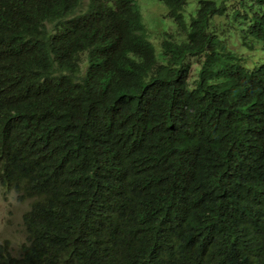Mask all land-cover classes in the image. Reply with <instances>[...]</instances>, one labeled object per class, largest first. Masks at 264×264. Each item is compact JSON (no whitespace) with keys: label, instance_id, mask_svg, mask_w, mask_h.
Returning <instances> with one entry per match:
<instances>
[{"label":"trees","instance_id":"1","mask_svg":"<svg viewBox=\"0 0 264 264\" xmlns=\"http://www.w3.org/2000/svg\"><path fill=\"white\" fill-rule=\"evenodd\" d=\"M34 1L0 0V264H264V0H156L157 47L137 0Z\"/></svg>","mask_w":264,"mask_h":264},{"label":"rangeland","instance_id":"2","mask_svg":"<svg viewBox=\"0 0 264 264\" xmlns=\"http://www.w3.org/2000/svg\"><path fill=\"white\" fill-rule=\"evenodd\" d=\"M197 0H189L187 5L184 7V16L187 18L192 15L195 10ZM217 5L224 3L229 8L226 10L228 15L233 12H246L247 8L241 6L238 9V0L234 5L233 0H214ZM140 13L142 15V22L147 28V37L157 47L159 43V33L170 31L174 29L173 23L166 17L167 10L162 3L156 0H137L136 2ZM251 4V1L248 2ZM223 18L219 17L214 19V23L219 24ZM233 23L232 21H230ZM163 36V35H162ZM232 40H235L234 38ZM235 45L234 50H236ZM158 52V49H156ZM237 51V50H236ZM263 52L260 45L256 47V51L253 52V60L248 65L253 66L255 63H261L263 61ZM83 69V66H82ZM27 201H18L16 195L13 192H6L0 185V244L5 240L10 243V246L17 247L23 240L21 232V216L22 213L27 209ZM15 252V249L13 250Z\"/></svg>","mask_w":264,"mask_h":264},{"label":"clouds","instance_id":"3","mask_svg":"<svg viewBox=\"0 0 264 264\" xmlns=\"http://www.w3.org/2000/svg\"><path fill=\"white\" fill-rule=\"evenodd\" d=\"M35 1H34V3H35ZM88 2H89L88 0H81L80 1V5L76 9H74V10H71V9L68 10V13L65 16V20H69L70 19V21H71V20L76 19L78 17H82V15H85L86 16L87 13H88V11H89V9H90V7L87 8ZM34 3H33V5H34ZM95 21L103 22L100 19H93L92 20V22H95ZM85 24H86V22H85ZM86 26H87V24H86ZM98 39L102 43L103 42V39H105V38L102 37V38H98ZM86 56H87V52L86 53L84 52V53L81 54V57H80V62H79V78H81L82 76H85L86 71H87L86 68H87V65L88 64H87V61H85V57ZM82 66H83V69H82ZM27 200L30 201V199H27Z\"/></svg>","mask_w":264,"mask_h":264}]
</instances>
